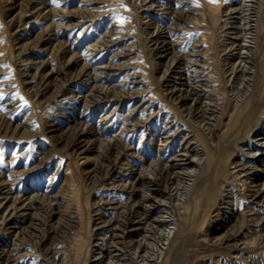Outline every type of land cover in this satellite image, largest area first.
Masks as SVG:
<instances>
[{
    "label": "bare ground",
    "instance_id": "6f19581e",
    "mask_svg": "<svg viewBox=\"0 0 264 264\" xmlns=\"http://www.w3.org/2000/svg\"><path fill=\"white\" fill-rule=\"evenodd\" d=\"M50 1L0 0V27L5 28L0 36L9 32L12 50L20 56L14 63L23 71V79L17 77L30 100L34 99L37 107L47 113L50 104L63 106L66 98L82 100L87 106L97 103L110 114L126 105H130L129 110L133 105L135 109H145L147 105L140 101L144 90L124 89L121 82L108 83L110 75L120 72L125 62L102 66V73L96 68L92 71L83 63L85 59L82 62L62 39L65 32H69L70 39L75 27L95 21L97 6H89L88 10ZM107 1L113 0L82 2H105L107 7ZM124 2L126 6H137V0ZM141 2L140 9L137 8L138 22L133 26L138 29V42L146 48L145 57L155 65L145 78H158L160 88L157 87L169 106L161 124L175 128L164 126L157 131L166 133L162 139L167 143L179 137L178 152L163 156L157 151L160 160L153 156L137 164L138 159L128 157L133 156L132 149L122 131L108 134L105 128L94 129L84 120L56 125L50 118L39 128L35 126L36 119L15 120L11 108L4 110L0 106V135L12 138L16 145L24 143L27 148L37 147L32 139L42 134L53 141L48 148L47 140L37 147L38 167L17 169L14 162L21 154L14 151L7 159V173L0 168V264H22L25 257L30 264H264V168L258 164L264 159V0H196L192 6L174 11L176 22L186 31L181 39L177 38L180 41L169 40L166 25L147 14L164 11L170 16L171 7L158 0ZM37 20L43 21V28L37 29L29 40H22L21 30L26 32L27 24ZM118 27L116 21L113 30ZM194 33L193 49L179 46ZM111 34L104 32L101 36L104 41L116 40ZM135 48L129 45L125 52L132 54ZM37 49L50 55L29 58ZM5 61H0V72L7 69ZM6 71L10 74V70ZM10 79L14 87L20 88L17 95H21V82ZM85 79L94 80L90 81L91 91L82 95L78 90H70L73 82ZM153 118L155 114L146 122L133 121L135 128L146 132L145 127ZM58 155L67 156L68 162L63 159L55 163L54 170H49V164L45 167L47 160ZM39 168L48 181H54L63 171L72 172L79 183L63 193H52V187L21 193V182ZM100 189L124 191L126 199L97 196L95 191ZM84 201H88L85 211ZM106 209L111 213H106ZM227 220L225 230L222 221ZM62 224L77 231L74 244H70V239H58L57 230ZM57 254L63 255L56 259ZM223 255L229 257L223 259Z\"/></svg>",
    "mask_w": 264,
    "mask_h": 264
},
{
    "label": "rangeland",
    "instance_id": "374dc122",
    "mask_svg": "<svg viewBox=\"0 0 264 264\" xmlns=\"http://www.w3.org/2000/svg\"><path fill=\"white\" fill-rule=\"evenodd\" d=\"M61 2L60 5H63V3L65 4V6H68V7H76V8H82V7H87L88 10H90V7L89 6H92V7H95L97 6L98 8V12H96L98 14L97 17H93V19L95 21L93 22H88L86 24H82L81 26H77L74 28V32H73V35L70 37H67V35L69 34V32H65L64 36L62 39H64L66 41V43L69 45H71V40H73L72 38H74V40L77 42L73 43L72 42V45L70 46L69 45V49H70L72 52H75L79 55V57L81 58V61L83 62V60L85 59V61L83 63H85L90 70L94 71L95 68L96 70H98V73H102L101 72V69H102V66H105V65H108V64H114L116 62V65H119V64H124L125 62V65L123 66V69L120 70V72H116L114 75H110V77L108 78V83L109 84H113L114 82L117 83V82H121L122 84V88L124 89H135V90H144L141 94V103H145L147 106L145 107V109H142V110H139V109H135V105H133L132 107H130V111L129 110V106L130 105H126L125 107H128V108H125V107H119V110L117 111L116 114H110L106 107H103V109L100 107L99 104H94V105H91V106H87L82 100H79L76 98H66L67 101L64 102V107L63 106H56V104H50V113L48 112H45V111H41L34 99L31 101L29 96H28V92L24 89L23 85H22V80L21 79H18L19 78H22V74H23V71L20 69L18 70V67L16 66V61H17V58L20 57V56H17L16 55V52L14 54L13 50H12V42L10 41L11 38H10V35L9 32L5 33L0 36V47L3 46V50L0 51V61L2 60H6V64H7V69L6 70H10V74H9V71H6V70H3L0 72V106L1 108H4V110H7L8 108L12 109V110H9L10 111V114L14 115V118L15 120H19V121H24L26 119H30L31 121H34L36 119V123H35V126H39V128L41 127L42 128V124H44V120L46 119H49L53 124L55 123L56 125H65L66 123H73L75 120L78 121V120H84L85 123H89L91 127H93L94 129H101V128H105L106 129V132H108V134H114V133H118L119 131L123 132L125 134V136H127V143H131L128 145L130 146V148L132 149V155L133 156H129L128 157H131V159H138L137 160V164H140L142 163L141 160L143 159H146L147 161H149L150 159H152V157L156 156L155 158H157V160H160L159 159V156H160V153L163 154V156L165 155H175L176 153V150L178 152L179 150V145H178V140H179V137H176V141L174 142V140H171L170 142L168 141V143L163 140L166 136V133L164 134H161L159 131H157V129H160V128H165L164 126H168V127H172L170 129L174 130L175 128L173 127V125H169L167 123V125H163L161 124V118L165 116V111L168 110L169 106H168V103L167 102H164V100L162 99V95L160 94L161 93V90L159 89L160 86H158V84L160 85V82L157 78H154L152 79L151 77H149L148 79L145 78L146 76H149L151 74V70L153 68H155L154 64L152 63L151 60H148L147 57H145L146 55V48H144L142 45H140V43L138 42V36L136 35V32L138 31V29H135L134 28V24H137L136 22H138V10L140 9V3H142L141 1L142 0H137V6H133L132 4H129V5H125V2L124 0H113V1H107V7H105V2H98V3H95V2H92V3H88V5H84V3L82 2L83 0H56V2ZM160 3H165V5H169L170 8V16H169V12H164V11H153V12H148L147 14H150L152 17H153V20H155L156 22L160 23V24H165V30L167 32H169V37L168 39L169 40H173V41H180L179 39H181V36L186 32L182 27H180V24H178L175 20V17L177 15H175V12L174 11H179L180 8H184V6H192L196 0H158ZM177 1V2H176ZM186 1V2H185ZM47 2H51L52 1H48ZM114 2V3H113ZM168 2V3H167ZM184 2V3H183ZM79 3V4H78ZM77 4V5H76ZM82 4V5H81ZM124 4V5H123ZM176 4V6H175ZM80 5V6H79ZM117 6L119 8H117ZM132 7V8H131ZM85 8V9H87ZM122 8V9H121ZM135 8V9H134ZM139 8V9H137ZM177 8V9H176ZM109 9V10H108ZM125 9V10H124ZM137 9V10H136ZM112 10V11H111ZM183 10V9H181ZM102 11V12H101ZM101 12V13H100ZM105 12V13H104ZM174 12V13H173ZM103 13V14H102ZM135 13V14H133ZM165 13V14H164ZM101 14V15H100ZM133 15V16H132ZM136 16V18H135ZM155 16V17H154ZM169 16V17H168ZM116 17V18H115ZM161 19H160V18ZM164 17H167V18H164ZM96 18V19H95ZM102 18V19H101ZM115 18V20H114ZM118 18V19H117ZM127 18V19H126ZM158 18V19H157ZM136 21H135V20ZM97 20V21H96ZM127 20H129L130 22H133L131 25H127ZM170 20V21H169ZM37 21H38V24H37ZM34 21V22H29L26 26V32L24 31V33H21V38L22 40L27 38L26 40H29L34 32H37L39 30H41L43 28V25H41L43 23V21ZM112 21H115V22H112ZM117 22H119V27L117 29L114 28L113 30V26L114 24ZM164 21V22H163ZM42 22V23H41ZM171 23V24H170ZM30 24V25H29ZM40 24V25H39ZM44 24V23H43ZM91 27H90V26ZM122 25V26H121ZM178 25V26H177ZM41 26V27H40ZM86 26V27H85ZM169 26V28H168ZM172 26V27H171ZM83 27V29H81ZM127 27V29H125ZM179 27V28H177ZM0 31L2 29H5L4 26L0 27ZM77 28V30H76ZM85 28V29H84ZM38 29V30H37ZM71 29L69 31H71ZM106 29V30H105ZM37 30V31H36ZM81 30H84V32L82 34H79ZM122 33V31H126L124 34H120L119 32ZM169 30V31H168ZM182 30V31H181ZM114 31H117V33L115 34H111L113 33ZM175 31V32H174ZM107 33L109 32L113 39H116V40H103L102 36H103V33ZM178 35H177V33ZM32 33V34H31ZM64 33V32H63ZM101 33V34H99ZM19 34V35H20ZM129 34V35H127ZM166 34V33H165ZM176 34V36H175ZM102 35V36H101ZM145 34H143L144 36ZM18 36V35H17ZM81 36V37H80ZM99 36V37H98ZM101 36V37H100ZM121 36V37H120ZM127 36V37H126ZM134 36V37H133ZM195 33L192 35V36H189L190 39L188 38L187 41H189L187 43V41H184L183 43H181L179 46L180 47H184L183 49H193L194 48V44L195 42ZM7 37V38H6ZM28 37H30L28 39ZM146 37V36H144ZM175 39H174V38ZM179 37V39H177ZM76 38V39H75ZM79 38V39H78ZM102 38V40H101ZM119 38V39H118ZM129 38V39H128ZM101 40V42L99 43L98 41ZM94 40L96 43H94ZM132 40V41H131ZM81 41V42H80ZM8 42V43H7ZM81 44H80V43ZM110 42V43H109ZM131 42V43H130ZM186 42V43H185ZM192 42V43H191ZM22 43V42H21ZM91 43V44H90ZM121 43V44H120ZM185 43V45H184ZM10 44V45H9ZM98 44V45H97ZM107 44V45H106ZM117 44V45H116ZM135 44V45H134ZM87 45V46H86ZM92 45V46H91ZM102 45V46H101ZM127 45V46H126ZM129 45L131 46V48L136 47L134 49V52L132 54H128V52L126 53V48L129 47ZM74 46V47H73ZM87 47V48H84V47ZM89 46V47H88ZM98 46V47H96ZM100 46V47H99ZM122 46V48L120 47ZM124 46V47H123ZM190 46V47H189ZM5 47V48H4ZM77 48V49H76ZM84 48V50H83ZM89 50H92L93 53L89 50H86L88 49ZM96 48V49H95ZM115 48V49H114ZM125 48V49H124ZM6 49V50H4ZM8 49V50H7ZM82 49V50H81ZM100 49V50H99ZM77 50V51H76ZM115 50V51H114ZM178 50V49H177ZM8 51V52H7ZM39 51V52H38ZM45 51V52H44ZM85 51H87V53H85ZM95 51V52H94ZM101 51V52H100ZM2 52V53H1ZM42 52H43V55H42ZM48 52V51H47ZM84 52V53H83ZM14 55H13V54ZM38 53V54H37ZM49 53V52H48ZM46 53V50H42V49H37L35 50V54L32 52L30 55H28L29 58H44L46 56H49L50 53L48 54ZM121 53V54H120ZM123 53V54H122ZM126 53V54H125ZM2 54H3V57H2ZM11 54V55H10ZM45 54V56H44ZM110 54V55H109ZM134 54V55H133ZM7 55V56H6ZM8 55H10L8 57ZM37 55V56H36ZM86 55V56H85ZM121 55V56H120ZM128 55V56H126ZM130 55L133 57V58H130ZM141 55V56H140ZM32 56V57H31ZM43 56V57H42ZM87 57V59H86ZM105 59H103V58ZM129 57V58H128ZM24 58V57H23ZM27 58V57H26ZM83 58V59H82ZM114 58V59H113ZM127 58V60H125ZM8 59V60H7ZM103 59V60H102ZM117 59V60H116ZM124 59V61L122 60ZM102 60V61H101ZM88 61V62H87ZM91 61V62H90ZM116 61V62H115ZM9 62H10V65H9ZM15 62V63H14ZM110 62V63H109ZM131 62L135 63V64H132ZM139 62V63H137ZM143 62L144 65H146V67H144V65H140L141 63ZM14 63V64H13ZM57 63V62H56ZM92 63V64H91ZM107 63V64H106ZM137 63V65H136ZM152 63V64H151ZM151 64V65H150ZM16 68H15V66ZM130 65V66H129ZM153 65V67H152ZM95 66V67H94ZM133 66V67H132ZM78 67V66H77ZM94 67V68H93ZM9 68V69H8ZM130 68V70H129ZM142 68H145L146 70L142 71ZM142 72H145V74H142ZM15 70L17 71V73L15 72ZM116 71V70H115ZM114 71V72H115ZM4 72V73H2ZM8 72V73H7ZM127 72V73H126ZM136 72V73H135ZM117 73H118V76H117ZM141 73V74H140ZM207 71L203 72L202 74H200L201 76H204V74H206ZM138 75V76H137ZM145 75V76H144ZM198 75V76H200ZM18 76V77H17ZM91 76V75H90ZM123 76V77H121ZM14 77V81H16V83H19L21 82V88L23 90V92L21 93V95H17V94H20L18 92H20V88H16L14 87L15 84L14 82L12 83L11 79L10 78H13ZM113 77V78H112ZM139 77V78H138ZM4 78V79H3ZM125 78H127L125 80ZM10 81H8V80ZM23 79V78H22ZM122 79V80H121ZM143 79L144 82H142L141 80ZM152 79V80H151ZM6 80V81H5ZM90 81L93 83L94 80L93 79H90V80H87V82H89V84L86 82V79L84 81H75L71 84V87H70V90H75L77 93H80L83 95L88 93V91H91V84ZM152 81H156L155 83H153ZM2 82V83H1ZM4 82V83H3ZM84 82V83H83ZM144 84H142V83ZM87 83V84H86ZM100 83H102L100 81ZM7 84V85H6ZM2 85V86H1ZM12 85V86H11ZM18 85V84H17ZM82 85V86H81ZM4 86V87H3ZM125 86V87H124ZM136 88H135V87ZM149 86V87H148ZM159 88H158V87ZM77 87V88H76ZM84 87V88H82ZM145 87V88H144ZM4 88V89H3ZM9 88V89H7ZM11 88H13L11 90ZM158 88V89H157ZM6 90V91H5ZM14 90V92H13ZM17 90V91H15ZM9 93L8 96H6L7 94ZM147 93V94H146ZM150 93V94H149ZM153 93V95H151ZM1 94L3 95V99H1ZM11 94V95H10ZM16 94V95H15ZM26 94V96H25ZM149 94V95H148ZM144 95V96H143ZM148 95V96H147ZM157 95V97H156ZM22 96V97H21ZM148 98V99H145ZM161 97V99H160ZM6 98L5 101H2ZM12 98V99H10ZM20 100H19V99ZM27 98V99H25ZM10 99V100H9ZM15 99V100H13ZM65 99V100H66ZM145 99V100H144ZM150 99V100H149ZM154 99V100H153ZM158 99V100H157ZM15 101L13 104L12 102ZM61 99L55 101L56 103H58ZM69 100V101H68ZM72 100V101H70ZM9 101H10V105L9 104ZM22 101V102H21ZM76 101V103H75ZM149 101V102H148ZM160 101V102H159ZM8 105H7V103ZM72 102V103H71ZM155 102V103H153ZM163 102V103H162ZM32 103V104H31ZM78 103V104H77ZM15 104L17 106H15ZM20 104V105H19ZM25 104V105H24ZM66 104V106H65ZM70 104V105H69ZM115 104V103H114ZM165 104V105H164ZM5 105V106H4ZM10 105V106H9ZM74 107H73V106ZM77 105V106H76ZM112 103L110 102L109 103V106H111ZM164 105V106H163ZM167 105V106H166ZM95 106V107H94ZM161 108H160V107ZM15 107V108H14ZM18 107V108H17ZM53 107V108H52ZM63 107V108H62ZM80 107V108H79ZM94 107V109H92ZM143 107V108H144ZM148 107V109H147ZM33 108V109H32ZM66 108V109H65ZM88 110H87V109ZM99 108V109H98ZM111 109V107H109ZM134 110H132V109ZM159 108V109H157ZM164 108V109H163ZM166 108V109H165ZM54 109V110H53ZM55 109H60L58 110L60 113H57V111ZM63 109V110H61ZM106 109V110H105ZM127 109V110H126ZM154 109V110H153ZM162 109V110H161ZM65 110V111H64ZM70 110V111H68ZM73 110V111H72ZM79 110V111H78ZM136 110V112H135ZM149 110L151 112H149ZM157 110V112L155 111ZM13 111V112H12ZM14 111H15V114H14ZM86 111V113H85ZM127 111V112H126ZM160 111V112H159ZM17 112V114H16ZM43 112V113H42ZM64 112V113H63ZM66 112V113H65ZM69 112V113H68ZM98 112V113H97ZM142 112V113H141ZM164 112V113H163ZM81 113V115H80ZM83 113V114H82ZM140 113V114H139ZM161 113V114H160ZM46 114V115H44ZM54 114V115H52ZM58 114V116H57ZM89 114H91V119H90V116ZM100 114V115H99ZM108 114V115H107ZM121 114V115H120ZM125 114V115H124ZM133 114V115H132ZM152 114H155V118H153V120L149 121L147 123V126L145 127V130H147L146 132L144 130H141V129H136L135 127H137L133 121H148V117H150V115ZM60 115V116H59ZM63 115V116H62ZM78 115V116H77ZM83 115V116H82ZM94 115V117H92ZM98 115V116H97ZM103 117H102V116ZM141 115H142V119H141ZM19 116V117H18ZM29 116V117H28ZM126 116V117H125ZM143 116L145 118H143ZM32 117H34L32 119ZM89 117V118H87ZM97 117V119H96ZM132 117V118H131ZM134 117V118H133ZM21 118V119H20ZM26 118V119H25ZM38 118V119H37ZM43 118V119H42ZM59 118V119H58ZM131 118V119H130ZM159 120H157V119ZM114 119V120H113ZM117 119V120H116ZM128 119V120H127ZM155 119V120H154ZM108 120V121H107ZM116 120V121H115ZM119 120V121H118ZM104 121V122H103ZM123 121V122H122ZM129 121H132V122H129ZM145 121V122H146ZM160 121V122H159ZM125 122H127L125 124ZM157 122V123H156ZM159 122V123H158ZM63 123V124H62ZM102 123V124H101ZM117 123V124H116ZM122 123H123V126H122ZM149 123H151L149 125ZM156 123V124H154ZM95 124V125H94ZM97 124V125H96ZM100 126H99V125ZM116 125V126H115ZM128 125V127H127ZM131 125V126H130ZM122 126V127H121ZM130 126V127H129ZM132 127V128H131ZM151 127V128H150ZM166 128V130L168 131L169 128ZM124 129H125V132H124ZM128 129V130H127ZM133 129V130H131ZM150 129V130H149ZM152 129V130H151ZM154 129V130H153ZM111 130V131H110ZM134 131V132H133ZM159 132V133H158ZM131 133V134H130ZM142 133V134H141ZM128 134V135H126ZM130 134V135H129ZM140 136H139V135ZM147 134V135H146ZM156 134V135H155ZM162 135V137H161ZM132 136V138H131ZM134 136V137H133ZM138 136V137H137ZM161 138H159V137ZM141 138V139H140ZM143 138V140H142ZM155 138V140H154ZM163 138V139H162ZM134 139V141H133ZM152 139V140H151ZM33 142L37 145V147H42V145L45 144V146L48 148V146H52L53 144V141L50 137H47L46 135L42 134V135H39L37 137H35L34 139H32ZM45 140H47L45 142ZM163 140V141H162ZM132 141V142H131ZM141 141V142H139ZM153 141V142H152ZM52 142V143H50ZM135 142V143H134ZM143 142V143H142ZM150 142V143H148ZM165 142V143H164ZM133 143V144H132ZM142 143V144H141ZM157 143V144H156ZM175 143V144H174ZM137 144V145H136ZM146 144V146H145ZM171 144V145H170ZM133 145V146H131ZM143 145V146H142ZM162 145V147L160 146ZM167 145V146H166ZM169 145V146H168ZM19 146V148L17 147ZM149 146V147H147ZM153 146V147H152ZM159 146V147H158ZM178 146V147H177ZM37 147L34 148L33 147H28L30 149H28L26 147V144L24 143H20V145H16V142L15 140H13L12 138H9L7 136H3V135H0V168L5 170V172L7 173L8 171V168H10L9 164L7 163V159L10 157V154L14 151H18L17 153L18 154H21L19 155L14 164H16L15 166L17 167V169H21V168H24L25 166H27L26 168H29L32 169V168H35V167H38V152L37 150H39ZM142 147V148H141ZM155 148V149H154ZM158 150H157V149ZM167 148L169 150H167ZM145 149V150H144ZM154 149V150H153ZM175 149V150H174ZM137 150V151H136ZM153 150V151H152ZM168 153H167V151ZM160 152V153H157ZM23 152V153H22ZM138 152V153H137ZM144 152V154H142ZM170 152V153H169ZM141 153V154H140ZM147 153V154H146ZM155 153V154H153ZM136 154V155H135ZM146 154V155H145ZM137 156V157H136ZM143 156V157H142ZM133 157V158H132ZM61 158V159H60ZM149 158V159H148ZM53 159V161H52ZM51 160H47V163L45 165V167H48L50 166L48 169L49 170H54V166L55 163L57 162H61L63 159L65 160V162H68V157L67 156H56V157H53ZM37 160V161H36ZM59 162V163H60ZM7 163V164H6ZM53 163V164H52ZM49 164V165H48ZM51 164V165H50ZM258 164H260L261 167L264 168V159L263 161L261 162H258ZM7 165V166H6ZM48 165V166H47ZM8 167V168H7ZM5 168V169H4ZM75 168V166H74ZM7 169V170H6ZM76 171V169H75ZM35 172V173H34ZM31 176L28 175L27 179L24 180L22 183V192L21 193H26V194H30V189L32 188H40L41 190L44 188V187H52V190L51 192L52 193H63L65 191H69V190H73L75 185L77 183H79L78 180L75 179V175L72 174V172H68L67 174H65V172L61 171L60 173H58L59 175H57L58 177H56V179H54V181H48V176H46V173H42V168H39V169H35L34 170ZM38 172V173H37ZM77 175L79 174L78 172H76ZM259 173H262V172H259ZM35 174V175H34ZM61 174V175H60ZM40 175V176H39ZM44 177H43V176ZM31 176V177H30ZM46 176V177H45ZM29 179V180H28ZM78 179V177H77ZM261 180H264V177H262ZM32 182V183H31ZM27 185H28V188H27ZM35 185V186H33ZM31 189V190H32ZM45 189V188H44ZM101 191V192H100ZM96 190L95 191V194L98 196H103V197H108V198H113L115 200H119V201H124L126 199V193L124 191H113V190ZM112 192V193H111ZM100 193V194H99ZM106 193V194H105ZM104 194V195H103ZM117 194V195H116ZM86 206H88V201L86 203V201L83 202L82 204V207L84 209V211L86 210ZM109 209H106V213L110 214L111 213V210ZM228 216V214H226ZM224 229L226 230V224L228 223V220L227 221H222ZM231 223L233 224V221H231ZM63 225L62 224L61 226L62 227H59L58 228V239H70V244H74L75 243V237L78 235L77 234V231L75 232V230H73V228H68L66 227V224L64 225V228H63ZM217 225V224H216ZM221 226V225H220ZM85 227V225H84ZM222 232V231H221ZM63 254H57L55 257H57L56 259H59L61 258ZM65 256V254H64ZM42 257V256H41ZM222 257V256H221ZM225 255H223V259H227V256L226 258ZM73 258V257H72ZM39 261V260H38ZM40 261H44L43 259L40 260ZM39 261V262H40ZM30 264V259L28 257H25L24 258V261L22 262V264ZM83 264V263H82Z\"/></svg>",
    "mask_w": 264,
    "mask_h": 264
}]
</instances>
